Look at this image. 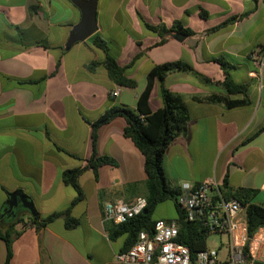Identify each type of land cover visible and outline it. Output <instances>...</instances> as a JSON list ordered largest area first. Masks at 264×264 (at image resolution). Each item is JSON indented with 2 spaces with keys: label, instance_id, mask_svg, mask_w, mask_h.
<instances>
[{
  "label": "crops",
  "instance_id": "obj_1",
  "mask_svg": "<svg viewBox=\"0 0 264 264\" xmlns=\"http://www.w3.org/2000/svg\"><path fill=\"white\" fill-rule=\"evenodd\" d=\"M80 17L70 0H0V213L14 191L31 199L41 216L67 208L75 191L62 181L61 172L86 166L93 152L91 123L112 105L136 108L147 73L174 60L190 64L211 82L183 70L164 79L189 112L187 133L177 135L163 156L168 181L180 187L226 179L229 188L256 190L252 202L264 206V62L258 68L251 57L264 51V0H97L95 33L107 41L117 63L127 66L143 53L126 69L135 87L113 82L103 67L88 69L91 61L105 58L92 35L65 48ZM231 17L236 19L206 32ZM174 20L195 33L180 41L169 35L154 45L159 37L145 23L170 26ZM217 56L231 64L233 81L246 85L248 103L226 108L194 99L212 93L243 98L218 84L224 73L212 61ZM116 88L119 93L112 96ZM148 105L151 111L162 107L159 81ZM125 126L117 116L97 130V155L115 163L100 165L97 180L91 169L80 175L84 199L71 209L79 224L68 229L60 216L39 231L26 226L13 240L10 264H119L115 254L125 235L109 239L102 206L143 196L146 179L144 157L124 135ZM129 183L138 185L123 193ZM15 212L26 220L19 205ZM5 256L0 238V264Z\"/></svg>",
  "mask_w": 264,
  "mask_h": 264
},
{
  "label": "trees",
  "instance_id": "obj_2",
  "mask_svg": "<svg viewBox=\"0 0 264 264\" xmlns=\"http://www.w3.org/2000/svg\"><path fill=\"white\" fill-rule=\"evenodd\" d=\"M200 15L206 17L207 13L201 9ZM235 19L236 17H231L219 25L208 29L206 32L216 31L221 26ZM145 27L158 35L159 40L155 42L154 45L162 44L170 33L179 32L186 36L195 33L189 27L183 26L179 20H174L170 26L163 23L158 25L145 23ZM90 38L94 46L104 51L105 58L103 61H91L87 65L88 69L93 71L97 67H103L108 77L113 82L122 86L135 87L136 82L127 77L126 69L132 66L143 53H137L127 66L122 67L117 63L115 57L109 53V46L105 39L97 33H94ZM212 61L217 63L224 73V80L218 84L229 94H243V98L232 100L228 96L212 93L204 97L195 96L194 99L221 103L226 108L248 103L245 96L246 85L234 82L229 74L231 64L223 56L214 57ZM177 70L191 73L202 82H211L207 76L195 70L193 66L180 60L154 65L147 73L146 86L137 98L136 108H130L122 104L112 105L91 123L93 152L87 159L86 166L69 168L61 172L62 181L66 185L71 186L75 191V197L67 208L62 211L52 212L47 216H41L39 212L36 211V215L31 216L28 210L19 205V207L27 213L26 220L22 215H17V212H14L13 216L0 218V238L5 242L6 247L4 264H10L13 256V240L26 226L32 225L39 231L60 216L64 218L65 226L68 229H72L79 224V220L71 215L72 207L84 199V193L79 184V177L86 169H91L94 179L97 180L98 167L100 165L115 163L114 160L107 155L98 156L95 147L98 128L117 116H121L125 119L126 126L124 128V135L132 140L144 157L146 179L141 184L145 188L143 196L147 200V205L139 214L129 217L123 223L114 224L112 221L104 220V227L109 239L115 240L125 235L121 251L129 249L136 241L140 231L152 233L153 225L156 220L152 217L155 207L165 200H171L174 203L177 213L176 218L173 219L177 220L180 225L178 241L187 246L192 254L205 248L208 234L198 224L184 219V214L177 204V196L180 193V187L168 181L163 169V156L168 145L177 135L186 134L188 129L189 112L183 97L178 93L168 90L164 85L166 75ZM155 81H159L160 83L162 107L156 111H151L149 109L148 100ZM261 129H264V126ZM57 149L62 150L59 147H57ZM137 185L138 183L124 185L122 189L123 193ZM219 188L225 198L233 197L240 201L242 205H245V218L248 233L250 235L259 227L264 226V206L252 202L257 192L256 190L250 188H229L226 179L220 184ZM17 225L21 226L20 229L16 228Z\"/></svg>",
  "mask_w": 264,
  "mask_h": 264
},
{
  "label": "built area",
  "instance_id": "obj_3",
  "mask_svg": "<svg viewBox=\"0 0 264 264\" xmlns=\"http://www.w3.org/2000/svg\"><path fill=\"white\" fill-rule=\"evenodd\" d=\"M254 64L261 68L264 51H255ZM119 89L111 91L116 96ZM220 184L213 179L200 183H183L177 204L184 219L198 224L207 234L219 239L214 248H205L192 254L178 241L179 222L175 219H156L152 233L140 231L136 241L125 251L115 254L119 264H264V226L252 235L248 233L245 205L237 199L225 198ZM147 205L144 196L131 201L123 199L106 201L102 206L103 220L114 224L125 222L139 214Z\"/></svg>",
  "mask_w": 264,
  "mask_h": 264
},
{
  "label": "water",
  "instance_id": "obj_4",
  "mask_svg": "<svg viewBox=\"0 0 264 264\" xmlns=\"http://www.w3.org/2000/svg\"><path fill=\"white\" fill-rule=\"evenodd\" d=\"M75 6H77L81 12L80 20L75 24L68 36L65 44V48H70L75 42L84 41L91 35H93L97 29V0H70ZM170 36L177 40H183L186 35L175 32L170 33ZM18 205L29 211L31 216L36 215V209L34 203L25 194L20 191H14L9 195L6 201L5 207L0 213V218L13 216Z\"/></svg>",
  "mask_w": 264,
  "mask_h": 264
},
{
  "label": "rangeland",
  "instance_id": "obj_5",
  "mask_svg": "<svg viewBox=\"0 0 264 264\" xmlns=\"http://www.w3.org/2000/svg\"><path fill=\"white\" fill-rule=\"evenodd\" d=\"M145 192V188L142 192H140L142 195ZM177 213L174 207V203L171 200H165L161 203H159L153 212L152 217L158 218V217H166V218H176ZM219 239L215 235H210L207 239L206 245L209 248H214L217 246Z\"/></svg>",
  "mask_w": 264,
  "mask_h": 264
}]
</instances>
